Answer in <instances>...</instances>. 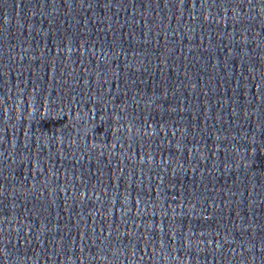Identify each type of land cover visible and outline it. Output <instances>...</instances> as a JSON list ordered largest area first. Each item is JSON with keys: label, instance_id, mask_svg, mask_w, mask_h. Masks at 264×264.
I'll return each instance as SVG.
<instances>
[{"label": "water", "instance_id": "1", "mask_svg": "<svg viewBox=\"0 0 264 264\" xmlns=\"http://www.w3.org/2000/svg\"><path fill=\"white\" fill-rule=\"evenodd\" d=\"M0 264H264V0H0Z\"/></svg>", "mask_w": 264, "mask_h": 264}]
</instances>
